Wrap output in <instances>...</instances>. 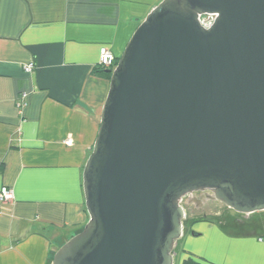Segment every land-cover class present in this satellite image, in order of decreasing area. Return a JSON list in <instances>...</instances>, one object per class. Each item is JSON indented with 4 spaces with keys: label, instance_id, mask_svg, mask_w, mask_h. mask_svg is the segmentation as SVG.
I'll list each match as a JSON object with an SVG mask.
<instances>
[{
    "label": "water",
    "instance_id": "1",
    "mask_svg": "<svg viewBox=\"0 0 264 264\" xmlns=\"http://www.w3.org/2000/svg\"><path fill=\"white\" fill-rule=\"evenodd\" d=\"M105 72L88 221L51 264H173L197 192L264 211V0H162Z\"/></svg>",
    "mask_w": 264,
    "mask_h": 264
},
{
    "label": "crops",
    "instance_id": "2",
    "mask_svg": "<svg viewBox=\"0 0 264 264\" xmlns=\"http://www.w3.org/2000/svg\"><path fill=\"white\" fill-rule=\"evenodd\" d=\"M161 1L0 0V189L14 196L0 205V264H49L87 223L82 174L109 88L99 52L118 59ZM228 227L196 219L178 264H264V231Z\"/></svg>",
    "mask_w": 264,
    "mask_h": 264
},
{
    "label": "rangeland",
    "instance_id": "3",
    "mask_svg": "<svg viewBox=\"0 0 264 264\" xmlns=\"http://www.w3.org/2000/svg\"><path fill=\"white\" fill-rule=\"evenodd\" d=\"M185 211H186V209H185ZM202 217H203V215L201 213H196L194 215L193 219L186 217L184 222L187 221L189 223L190 221H193L195 219H200ZM208 218H210L212 221H215V222H221L222 221V222L226 223L229 226L228 230H231L232 232H236V233H238V232L246 233L247 231H249V232L250 231L262 232L263 233V231H264V230H259L258 228L254 229L252 227L254 223H261L262 227L264 228V211L254 213V214H251L249 216H243L241 214L234 212L232 209H228L225 205L220 203V204H216V211H212L210 214H208ZM239 223H244V227H242V229L238 228V227H240L237 225ZM235 227L238 228L239 230L235 229ZM181 239L179 241H181ZM175 249H176V252H175L176 256H174L173 264H178L179 258H180V253H181L180 246H177Z\"/></svg>",
    "mask_w": 264,
    "mask_h": 264
},
{
    "label": "flooded vegetation",
    "instance_id": "4",
    "mask_svg": "<svg viewBox=\"0 0 264 264\" xmlns=\"http://www.w3.org/2000/svg\"><path fill=\"white\" fill-rule=\"evenodd\" d=\"M216 204H220V202L211 200L209 198V192L193 193L183 200V205L186 209V217H189L190 219H193L196 213H201L203 215L202 218H207L208 214H210L212 211H216ZM183 224L187 228L190 227V222H183Z\"/></svg>",
    "mask_w": 264,
    "mask_h": 264
},
{
    "label": "built area",
    "instance_id": "5",
    "mask_svg": "<svg viewBox=\"0 0 264 264\" xmlns=\"http://www.w3.org/2000/svg\"><path fill=\"white\" fill-rule=\"evenodd\" d=\"M201 21L205 20L206 17L200 18ZM117 64V58L115 55L107 48L102 47L99 52L98 59V67L104 70L110 69L113 70ZM34 68V63H29L24 67V71L26 73H30ZM26 94H22V102H20L17 106L18 108H22L24 105V98ZM13 191L10 188L3 187L0 189V205H6L13 200Z\"/></svg>",
    "mask_w": 264,
    "mask_h": 264
},
{
    "label": "trees",
    "instance_id": "6",
    "mask_svg": "<svg viewBox=\"0 0 264 264\" xmlns=\"http://www.w3.org/2000/svg\"><path fill=\"white\" fill-rule=\"evenodd\" d=\"M99 69H100V71H99L100 74L106 75V77H107L108 79H110V75L107 74V73L105 72L106 70L101 69V68H99ZM186 222H187V221H186ZM186 222H184V223H186ZM193 222H194V220H193V221H190V224L193 223ZM189 226H190V225H189ZM79 231H81V229H80ZM79 231H78V232H79ZM78 232H77V233H78ZM188 232H190L189 228H188ZM175 252H176V249H175ZM53 255H54V254H53ZM52 257H53V256H52ZM52 257H51V259H50V261H49V264L52 263ZM181 264H199V263H198V262H195V261H194L193 259H191V258H188V259L182 261Z\"/></svg>",
    "mask_w": 264,
    "mask_h": 264
}]
</instances>
